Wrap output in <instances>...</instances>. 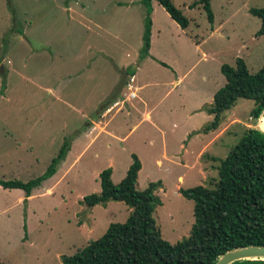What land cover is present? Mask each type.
<instances>
[{"label": "rangeland", "instance_id": "obj_1", "mask_svg": "<svg viewBox=\"0 0 264 264\" xmlns=\"http://www.w3.org/2000/svg\"><path fill=\"white\" fill-rule=\"evenodd\" d=\"M197 1L170 0L187 19L183 30L191 41L155 4L156 60H143L138 58L145 13L140 0H0V180L34 179L63 141L69 147L28 203H22V190L0 187V262L62 264V256L99 238L108 224L124 222L130 209L122 202L87 208L81 201L99 192L104 169L118 183L132 154L140 163L137 190L162 182L154 192L160 204L152 212L161 238L172 244L188 236L192 201L178 188L211 187L219 161L246 129H261L262 123L249 117L251 100L237 99L221 120L235 116L238 122L203 155L210 158V172L180 168L198 162V142L210 131H200L190 145L194 133L182 136L185 113L223 86L220 66L234 67L240 58L253 74L264 65V35L255 36L260 20L249 13L264 8V0H210L211 23ZM134 64H139L134 85L144 86L117 110L113 104L122 97L105 102L110 95H104L103 85L117 83L121 67L134 72ZM183 74L173 85L175 75ZM145 110L150 120L142 119ZM86 130L90 137H84ZM180 144L186 146L181 157Z\"/></svg>", "mask_w": 264, "mask_h": 264}, {"label": "trees", "instance_id": "obj_2", "mask_svg": "<svg viewBox=\"0 0 264 264\" xmlns=\"http://www.w3.org/2000/svg\"><path fill=\"white\" fill-rule=\"evenodd\" d=\"M180 29L187 19L170 0H155ZM144 6L143 31L138 58L148 55L151 0H140ZM210 0H198L209 23L212 14ZM259 18L260 27L255 36L264 35V8L250 9ZM224 84L212 96L204 111L212 116L203 131L215 130L221 114L237 99L253 102L249 117L261 121L264 110V65L249 74L242 59L236 58L234 67L222 64L219 68ZM127 76L132 70H125ZM68 143L63 141L56 156L45 171L26 182L0 180L3 189L23 191L22 203L34 188L55 172L56 165L65 157ZM131 163L123 178L116 184L110 180V169L98 174L99 192L82 197L87 208L104 205L108 201L122 202L130 209L122 223L108 224L104 233L69 256H62V264H215L223 253L247 246H264V133L248 128L216 167V179L211 187L194 186L178 189L185 199L192 201L193 223L188 236L168 243L160 236L152 218L160 204L154 192L160 181L150 182L137 190L136 179L140 163L131 155ZM25 229V226H23ZM0 264H3L0 262ZM231 264H264V259H244Z\"/></svg>", "mask_w": 264, "mask_h": 264}, {"label": "crops", "instance_id": "obj_3", "mask_svg": "<svg viewBox=\"0 0 264 264\" xmlns=\"http://www.w3.org/2000/svg\"><path fill=\"white\" fill-rule=\"evenodd\" d=\"M155 4H157V2L155 1V0H151V13H150V15H151V27H150V41H149V49H148V55L147 56H145L144 58H143V60H145V59H148V58H152L153 60H156L155 58H153L152 56V49H151V46H152V41H153V36H152V34H153V29H152V26H153V23H152V19H153V12H154V10H155V8H156V6L158 5H155ZM158 6H160V5H158ZM161 7V6H160ZM162 8V7H161ZM187 8H188V6H187ZM165 12V11H164ZM166 15H167V13H166ZM168 16V15H167ZM174 24H176L174 21H172ZM188 25V24H187ZM179 27V26H178ZM187 27V26H186ZM185 29V28H184ZM179 31H181L180 32V34H183L184 36H185V38H187L188 40H190L191 41V38L190 37H188L187 36V34L184 32V30L183 29H180L179 28ZM180 34H178L177 36L179 37L180 36ZM197 43V41H195L194 42V47L195 48H197L198 47V45L196 44ZM142 60V61H143ZM150 60V59H149ZM160 64H163V65H166L165 63H162V62H160ZM129 66H132V65H129ZM128 67V66H127ZM126 67V68H127ZM138 67H139V64L137 65V64H134V69H135V71L133 72V85H134V81H135V78H136V71H137V69H138ZM116 69H119V67H115ZM124 68H125V66L124 67H121V70H119V72L120 71H125L124 70ZM184 77V74L182 75V76H178L177 77V75H175V81H173V85H177V84H179V83H181V80H182V78ZM201 79L202 80H205V78L202 76L201 77ZM116 83V80L113 82V83H110L109 84V86H107V85H103V88L104 89H106V91L105 92H103L104 93V95H110L111 94V92H112V90H113V88L115 87V84ZM135 86V85H134ZM144 85H140V86H135L136 87V91L135 92H137L138 91V89H141L142 87H143ZM216 90H218V89H216ZM215 90V91H216ZM169 91V90H168ZM215 91H210L209 93H207V94H205L198 102H197V104H196V106H195V108H193V110L192 111H188V112H186L185 113V121H184V125L186 126L185 127V130L183 131V133H182V136H191V134L192 133H194V135H192V139H191V142H190V145L192 144V143H194L195 142V136H199L200 137V134H199V132L200 131H203V125H206L207 123H209L210 121H211V119H212V116L211 115H209V114H207L204 110H203V107H205V106H207V105H209L210 103H211V101H212V96H213V94L215 93ZM166 93H168V92H166ZM117 99V98H116ZM105 102H109L108 100H106ZM120 103H118L117 104V106H119L118 108H117V110H121V109H119L120 108V106H121V104L119 105ZM116 106V105H115ZM114 106V107H115ZM106 110L104 111V113L106 114V113H108L109 111H110V108L108 109L107 107L105 108ZM116 110V111H117ZM150 110H145V112L143 113V117H142V119L143 120H150ZM234 121H236V122H238L237 121V119L235 118V116H229V117H227L226 118V121H222L221 119H220V123H219V125H218V127L215 129V130H210L209 132H207V133H204L203 135H201V136H205L207 139H206V141L205 142H198V144H200V148L196 151V154H195V159L197 158V161L198 162H195L193 165H186V164H183V163H180V168L181 169H183L182 171L183 172H185V171H187V170H191V169H193V167L194 168H196V170H197V172L198 173H201V174H203V173H205V174H208L209 172H210V169H211V161H210V158H204L203 159V155H204V153L206 152V150L210 147V145L211 144H213L216 140H218L219 138H221V137H223L225 134H226V132L232 127V125L234 124L233 122ZM196 124L195 126H198L197 128H194V129H192V127H190L192 124ZM106 124V122L103 124V126ZM86 125H87V123H86ZM200 125V126H199ZM102 126V127H103ZM87 127V126H86ZM136 127V124L132 127V129H134ZM104 128V127H103ZM191 129V130H190ZM88 130H86V131H84V137H90V135L91 134H88V132H87ZM205 132V131H204ZM189 139V138H188ZM91 141V140H90ZM189 140H187V142H188ZM182 142H183V140H182ZM179 147H180V150H181V153L179 154V153H177V155L179 156V157H181V155H183V153H182V151H185V147L186 146H183V147H181V144L179 145ZM164 153V152H163ZM156 163H157V165H160V161L159 160H157L156 161ZM176 180L178 181V183H179V185L183 182V178H182V175L181 174H179V175H177L176 176ZM161 187H162V182L160 181V187L157 189V190H159V189H161ZM178 189H181V188H178ZM156 190V191H157ZM33 191V190H32ZM32 191H31V193H30V196L26 199V203H28V201H29V199L33 196L32 195ZM178 192V191H177ZM92 208V207H91Z\"/></svg>", "mask_w": 264, "mask_h": 264}, {"label": "water", "instance_id": "obj_4", "mask_svg": "<svg viewBox=\"0 0 264 264\" xmlns=\"http://www.w3.org/2000/svg\"><path fill=\"white\" fill-rule=\"evenodd\" d=\"M127 77V73L125 71L119 72V79L113 88L108 101H115L116 98L119 96L124 83ZM262 120L264 124V110L262 112ZM260 130V129H259ZM264 133V130H260ZM244 259H264V246H247L242 248H237L231 251H227L223 253L219 258L216 260L215 264H231L234 261L244 260Z\"/></svg>", "mask_w": 264, "mask_h": 264}, {"label": "built area", "instance_id": "obj_5", "mask_svg": "<svg viewBox=\"0 0 264 264\" xmlns=\"http://www.w3.org/2000/svg\"><path fill=\"white\" fill-rule=\"evenodd\" d=\"M135 91H136V87L133 85V76L132 75L127 76L125 79L124 86L118 96V97H122V99L120 101L114 102L113 106L117 105L118 103L121 104L123 102L135 98Z\"/></svg>", "mask_w": 264, "mask_h": 264}, {"label": "bare ground", "instance_id": "obj_6", "mask_svg": "<svg viewBox=\"0 0 264 264\" xmlns=\"http://www.w3.org/2000/svg\"><path fill=\"white\" fill-rule=\"evenodd\" d=\"M262 123H261V129L260 130H264V124H263V120L261 119ZM260 121V122H261Z\"/></svg>", "mask_w": 264, "mask_h": 264}]
</instances>
